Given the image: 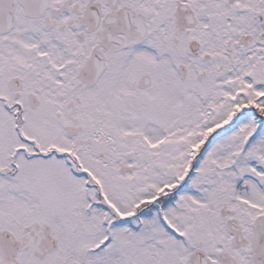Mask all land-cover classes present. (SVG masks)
I'll use <instances>...</instances> for the list:
<instances>
[{
	"label": "snow or ice",
	"instance_id": "1",
	"mask_svg": "<svg viewBox=\"0 0 264 264\" xmlns=\"http://www.w3.org/2000/svg\"><path fill=\"white\" fill-rule=\"evenodd\" d=\"M0 264H264V0H0Z\"/></svg>",
	"mask_w": 264,
	"mask_h": 264
}]
</instances>
